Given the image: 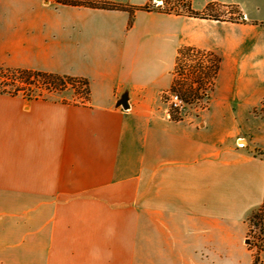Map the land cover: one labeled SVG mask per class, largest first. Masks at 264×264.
<instances>
[{
    "label": "crops",
    "instance_id": "crops-1",
    "mask_svg": "<svg viewBox=\"0 0 264 264\" xmlns=\"http://www.w3.org/2000/svg\"><path fill=\"white\" fill-rule=\"evenodd\" d=\"M184 1L236 5L240 18L136 11L129 26L125 11L0 0V68L84 78L91 90L87 104L0 93V264H251L246 221L264 204V0ZM184 46L221 60L191 122L162 101ZM136 172L137 224L68 220V199Z\"/></svg>",
    "mask_w": 264,
    "mask_h": 264
},
{
    "label": "trees",
    "instance_id": "trees-1",
    "mask_svg": "<svg viewBox=\"0 0 264 264\" xmlns=\"http://www.w3.org/2000/svg\"><path fill=\"white\" fill-rule=\"evenodd\" d=\"M176 1L182 2L187 7L185 12H178L176 15L205 19L219 18L211 14L215 8L213 4H210L206 11L197 12L192 9L187 1ZM56 2L72 7L125 11L130 15L129 26L133 22V16L136 11L174 14L163 11V9H156L151 4L133 6L108 0H56ZM223 7H231L232 10L236 11L238 9L236 5H224ZM220 62V58L211 52L190 46L179 48L170 92L178 94L182 101L187 104L203 100L207 97L206 91L210 90L211 93L214 90L215 81L220 70ZM69 86L76 90L78 98L81 99V101H75V104H87L90 102L91 90L88 80L84 78L33 70L0 68V93L22 94L29 100L47 99L46 94L64 91ZM78 88L80 91H78ZM261 107L262 111H264V102ZM169 114L173 121L182 120L179 109L174 108L172 105ZM246 227L247 245L252 251L251 264H264V258L262 257L264 253V204L247 219Z\"/></svg>",
    "mask_w": 264,
    "mask_h": 264
},
{
    "label": "rangeland",
    "instance_id": "rangeland-1",
    "mask_svg": "<svg viewBox=\"0 0 264 264\" xmlns=\"http://www.w3.org/2000/svg\"><path fill=\"white\" fill-rule=\"evenodd\" d=\"M52 2H56V0H50ZM240 3L244 4L246 7L250 4L246 2V0H237ZM152 7L156 9H163L166 12H172L177 14L178 12H185L187 7L182 3L176 0H152L150 3ZM249 4V5H248ZM251 9V7H250ZM253 12V11H252ZM163 13V12H162ZM256 14V12H253ZM169 14V13H168ZM212 15L221 17L223 19L234 20L240 18L241 11L240 9L232 10L231 7H218L217 9L211 12ZM259 17L264 18V6L262 10L257 14ZM12 89L11 87H9ZM78 91L80 89L78 88ZM174 93L170 91L163 95L162 101L167 106L168 111L172 105L171 96ZM207 97L199 102H195L193 104H182L181 108H178L180 111V115L182 120L186 119V121L191 122L194 121L190 118L194 117L198 112L206 109L208 107V98L210 96V90L206 91ZM58 96L63 97L68 101H81L78 98V94H76V90L69 86L66 90L61 92H55L51 94H46V98H56ZM173 106V105H172ZM174 107V106H173ZM175 108V107H174ZM256 113L264 116V111H262V107H258ZM192 116V117H191ZM180 120V121H182ZM260 139L264 144V133H259ZM139 203V182L136 174L132 175L128 179L123 182L117 183L112 189H110L107 193L102 194L95 198H83V199H68L67 208H68V220L70 218H78L79 221H85L86 219L95 218L99 222L106 221H114V222H129L130 224H137L138 222V204ZM80 211L82 214L77 213L76 215L72 214L73 210ZM108 211H111V214H108ZM95 212V213H93ZM92 213V214H91ZM130 213V214H126ZM106 220V221H105ZM135 228V227H132ZM131 235L137 234L136 231H131ZM252 252V251H251ZM131 255L137 254V244L132 245L130 247ZM264 258V253L262 254ZM137 264V263H132Z\"/></svg>",
    "mask_w": 264,
    "mask_h": 264
},
{
    "label": "built area",
    "instance_id": "built-area-1",
    "mask_svg": "<svg viewBox=\"0 0 264 264\" xmlns=\"http://www.w3.org/2000/svg\"><path fill=\"white\" fill-rule=\"evenodd\" d=\"M27 98V97H26ZM28 99V98H27ZM171 99H172V105L175 107V108H181L182 104H183V101L182 99L178 96V94L174 93L172 94L171 96Z\"/></svg>",
    "mask_w": 264,
    "mask_h": 264
}]
</instances>
